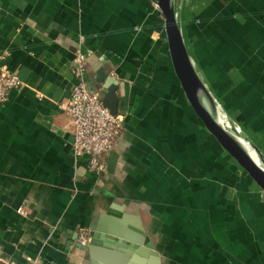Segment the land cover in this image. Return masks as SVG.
I'll list each match as a JSON object with an SVG mask.
<instances>
[{"label":"crops","instance_id":"1","mask_svg":"<svg viewBox=\"0 0 264 264\" xmlns=\"http://www.w3.org/2000/svg\"><path fill=\"white\" fill-rule=\"evenodd\" d=\"M187 2L179 26L193 64L235 124L219 110L225 127L264 156V0ZM168 55L155 0H0V62L22 80L0 102L3 258L90 264L78 231L116 202L139 216L159 264H264V195L214 146ZM99 71L118 81L122 127L105 155L117 153L114 168L98 173L73 155L59 103L80 77L100 89Z\"/></svg>","mask_w":264,"mask_h":264},{"label":"water","instance_id":"2","mask_svg":"<svg viewBox=\"0 0 264 264\" xmlns=\"http://www.w3.org/2000/svg\"><path fill=\"white\" fill-rule=\"evenodd\" d=\"M155 2L164 16L169 57L183 97L222 156L264 195V170L234 138V132L213 116L212 109L200 96V80L179 26L174 0ZM97 79L102 84L100 95L103 104L111 112L117 113V79L103 71H99ZM254 148L264 162V156L258 148ZM116 160L117 153L111 150L106 160L108 170L114 168ZM88 233L87 252L90 264H135L138 254L148 257L149 264H159L158 251L144 233L139 216L124 212L122 204L113 202L107 212L93 216Z\"/></svg>","mask_w":264,"mask_h":264},{"label":"built area","instance_id":"3","mask_svg":"<svg viewBox=\"0 0 264 264\" xmlns=\"http://www.w3.org/2000/svg\"><path fill=\"white\" fill-rule=\"evenodd\" d=\"M87 54L77 51L75 63L79 72L85 66ZM22 80L19 75L9 68L6 63L0 62V102L8 98L12 88H20ZM59 107L66 112L73 123V138L71 149L74 156L87 154L89 169L101 172L105 169V155L115 142L122 127V115L113 113L103 104L100 89L91 88L80 77L70 91V95L59 103ZM23 212L21 207L18 208ZM89 229L81 228L78 231V241L87 244L89 241ZM35 263V261H34ZM0 264H16L1 255Z\"/></svg>","mask_w":264,"mask_h":264},{"label":"rangeland","instance_id":"4","mask_svg":"<svg viewBox=\"0 0 264 264\" xmlns=\"http://www.w3.org/2000/svg\"><path fill=\"white\" fill-rule=\"evenodd\" d=\"M182 1V2H181ZM181 1H179V0H174V7H175V5H176V8H175V11H176V14H177V17H178V20H179V11L178 10H180V7L182 6L180 3H183V0H181ZM189 1L190 0H188V2L187 3H189ZM202 1V0H201ZM187 7H188V5H187ZM194 9H195V7H194ZM190 23V22H189ZM193 30H195V27L196 26H199V25H197V23L195 24V22H193V23H191V25H189ZM185 30V29H184ZM185 32H186V30H185ZM184 38H185V43H186V46H188L189 45V47H190V49H191V53L192 54H196V49H195V47H194V44L190 41V39H189V36L187 35V33H186V35H184ZM189 39V40H188ZM167 48H168V46H167ZM196 57V56H195ZM168 58H169V60H170V57H169V55H168ZM196 59H197V57H196ZM194 60V59H193ZM206 60V59H205ZM170 63H171V61H169ZM194 67H196V64H195V61H194ZM171 67H172V64H171ZM173 70V69H172ZM208 71L207 70H205V68L204 67H202V65H200V71H198L197 70V75H198V77H199V79L202 81V82H205L206 84L208 83V81H206V78H205V76L207 75L208 76V73H207ZM174 73V72H173ZM204 74H206V75H204ZM207 78H209L210 79V77L208 76ZM174 79L175 80H177L176 79V77H175V75H174ZM178 81H176V85H177V87L179 88V83H177ZM176 87V88H177ZM210 97L212 96V94H210L209 95ZM182 98L184 99V101L186 102V100H185V98L183 97V95H182ZM212 98L214 99V101H215V103H217L218 105H219V107H220V111H222L223 112V114H224V116H225V118H227L233 125H235L234 123H233V121H232V118L227 114V112H226V108L224 107L225 105H224V102L221 100V98H219V97H217V98H215L214 97V95L212 96ZM186 104H187V102H186ZM188 105V104H187ZM189 106V105H188ZM223 123H225V120L226 119H224L222 116H220V114L218 113V116H217ZM199 121V120H198ZM199 123H200V121H199ZM226 124V123H225ZM234 131V130H233ZM236 131V130H235ZM234 131V132H235ZM203 141V140H202ZM208 142V141H207ZM207 142H204V144L205 143H207ZM215 151H217L216 150V148H214V150H213V153H215L216 154V152ZM261 160H262V158H261ZM252 202V201H251ZM249 212H244V215H246V217H248L249 218ZM262 243H263V247H264V238L262 239Z\"/></svg>","mask_w":264,"mask_h":264},{"label":"bare ground","instance_id":"5","mask_svg":"<svg viewBox=\"0 0 264 264\" xmlns=\"http://www.w3.org/2000/svg\"><path fill=\"white\" fill-rule=\"evenodd\" d=\"M195 66V65H194ZM196 71H197V68L195 67ZM200 80V79H199ZM199 89H200V96L201 98H203V100H205V102L209 105V107L212 109V114L213 116L216 117V119L222 123L224 126L225 123H223L217 116H218V113L220 112V107L217 103H215L214 99L212 98V96L210 97L209 95L211 94L209 89L207 88V85L205 84V82H202L200 80V86H199ZM208 96V97H207ZM225 117V116H224ZM234 138L236 140L239 141V143L242 145V147L247 151V153L251 156V158L257 163V165L260 167H262V170H264V162L263 160H261V157L260 155L258 154V152H255V151H252L251 149L247 148L244 144H243V138H241V136L239 138L235 137L234 135ZM260 167V168H261Z\"/></svg>","mask_w":264,"mask_h":264}]
</instances>
